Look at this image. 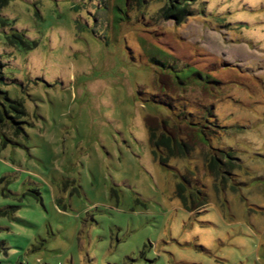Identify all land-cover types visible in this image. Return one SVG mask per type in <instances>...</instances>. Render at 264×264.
Wrapping results in <instances>:
<instances>
[{
    "label": "rangeland",
    "instance_id": "374dc122",
    "mask_svg": "<svg viewBox=\"0 0 264 264\" xmlns=\"http://www.w3.org/2000/svg\"><path fill=\"white\" fill-rule=\"evenodd\" d=\"M135 1L0 8V107L26 114L0 130V264H264V0H189L181 22ZM148 117L190 153L160 163Z\"/></svg>",
    "mask_w": 264,
    "mask_h": 264
},
{
    "label": "trees",
    "instance_id": "16d2710c",
    "mask_svg": "<svg viewBox=\"0 0 264 264\" xmlns=\"http://www.w3.org/2000/svg\"><path fill=\"white\" fill-rule=\"evenodd\" d=\"M9 0H0V8L5 6L8 3ZM189 0H183L184 3L181 1L175 0L171 1L168 6H165L161 9V14L165 18H171L175 22H181L188 14L189 9L187 8L189 6ZM139 4V0H136ZM0 22H3V19L0 17ZM8 38V37H7ZM9 42H12L16 45L20 44L21 46H24L22 41L19 37L15 38V40L10 39ZM33 42L27 43L26 48L27 50L32 49L34 47ZM5 83L2 82V79L0 78V85H4ZM7 108L11 109L13 112L17 114V117H23L26 116L25 110L22 106V104H14V105H7ZM11 110H7L2 105L0 107V130L3 124L5 123V117H9L12 121V124H15L14 127L10 125V128L12 130V135H16L18 131L22 133L25 136V131L23 129V126L21 125L20 121H17L16 119H13V117L6 116V112ZM156 118L152 119V117H148L146 119V128L148 131V140L152 148V153L156 157V159L159 160L160 163H165L169 158L173 157H186L188 153L192 150V145L188 143L187 141H178L174 136L170 134H166L164 132H158L159 126L154 123ZM154 120V121H153ZM218 153V157H215L211 154L205 155V163L208 170L209 175H211L215 182L214 185L216 187L217 181H219V184L223 185L222 187L226 186V180L225 176L228 174H231L230 172L234 168L232 163V152L225 151L223 149H217L216 151ZM222 159V160H221ZM239 166V164L237 165ZM187 181L183 177L181 182H178L175 187V192L177 197L179 198L182 206L185 210L191 211L193 208L197 207H203L207 203V196H203V198L198 201L197 196L193 193H187ZM198 201V202H197Z\"/></svg>",
    "mask_w": 264,
    "mask_h": 264
}]
</instances>
